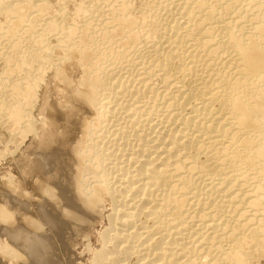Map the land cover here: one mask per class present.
<instances>
[{
    "label": "bare ground",
    "instance_id": "1",
    "mask_svg": "<svg viewBox=\"0 0 264 264\" xmlns=\"http://www.w3.org/2000/svg\"><path fill=\"white\" fill-rule=\"evenodd\" d=\"M24 1L22 10L8 3L15 19L0 28L9 41L3 122L20 140L35 135L32 113L51 71L59 121L69 98L80 112L73 133L58 135L60 163L68 136L61 186H36L47 200L40 221L21 215L28 208L14 197L0 207L34 231L7 228L21 250L6 242L2 255L63 264L69 240H88L105 222L106 203L109 227L91 264H252L264 255V0H140L136 11L135 0H100L77 5L72 20L61 8L41 27L51 6ZM50 34L56 44L46 50Z\"/></svg>",
    "mask_w": 264,
    "mask_h": 264
},
{
    "label": "rangeland",
    "instance_id": "2",
    "mask_svg": "<svg viewBox=\"0 0 264 264\" xmlns=\"http://www.w3.org/2000/svg\"><path fill=\"white\" fill-rule=\"evenodd\" d=\"M10 1H8V0H1L0 1V28H2L4 30H5V28L7 29L9 26V23L15 19L14 17H11L12 15H11V13H9L8 3H10ZM20 1L21 0H17L16 3L18 4L19 8L22 10V7L24 5H26L27 2L24 0H22L21 2ZM37 1H38L37 3L48 4V7L51 6L50 10L43 9V11H42V16L40 17L39 22H38L39 27H41L45 23L44 18L46 15L54 16L58 13L62 14L61 8H64V10L66 11V12L65 11L63 12L64 16H66V19L72 20L74 18L73 16H74L75 8L77 7V5H79L81 3L86 4L88 2H90L91 4H94L96 2H99L100 0H64V1L63 0H37ZM140 4H141L140 0H135L134 11L139 9ZM21 10H19L18 12H20ZM9 14L11 16H9ZM12 14H14V13H12ZM61 16H63V15H61ZM70 22H72V21H70ZM84 22H85V20L83 19V21L80 23V26H82L84 24ZM54 37H56V36L50 34V35L45 36L43 38L44 39V47L46 50H50L56 44ZM8 42H9L8 38L5 35L1 36V34H0V82H3L5 80V77H6L5 72L7 70L8 63H7V57L5 54H7V52L9 51L8 50L9 49L8 48ZM52 61L53 62L57 61L56 55L52 56ZM66 68L68 69V66H66ZM53 74H54V71H51L48 74L47 85L46 86L44 85L40 89L38 99H37V101H38L37 106H36V108H34L33 113H32L34 119L37 122L36 123L37 129H36L35 135L34 134L30 135L27 138V140L25 138L20 140L21 139L20 136H14L15 134L13 132V129H11V125L8 123H4L5 121L3 122V120H2V117H4V116L0 115V121L3 122L0 124V207L1 208L7 207L6 209H8V206H9L8 198L14 197L15 200H17L16 201L17 204L23 203L28 208L24 211V213H26V214H23V212H22L21 215H23V216L25 215L24 217H26V218L30 217L32 220L34 218V221L36 219H38L37 216L39 217V208H40L39 206L42 204H45L44 202H47L46 198L42 197L40 190L37 188L39 185L38 183H40L41 185L45 184L44 186L49 184L48 188L51 187L50 189L53 190L55 188H59L62 184V181H63V172H64L63 169L65 170V168H66L64 151L66 152V149L68 148V144L65 143L66 140H64V138H67L68 136L66 135V137H64L62 142H61L62 143L61 147L63 150V156H62L61 163H60L59 157H57L58 152H60L57 150V149H59V144L57 143V140L59 139L58 135L62 136L66 132H68L69 135L71 133H73L74 128L76 127V124L79 120L78 114L80 112V108H79L78 104L76 103L78 108L75 109L76 104L72 103L75 101L70 99V98H69V101L71 103V108L68 107L67 110L64 109L63 115L61 114L64 121H61V122L59 121L60 119H58L56 112L54 111V109H52V108H54V106L50 108V106H51L50 104H52V102H53V100H52L54 98L53 96H55L54 94H57V91H58L57 83L55 81H53V78H54ZM74 74H75V72L72 75H74ZM77 74L79 75V73H77ZM1 85H3V84L0 83V86ZM3 88H4V86H3ZM56 97L57 96H55V98ZM63 100L68 101V97H64ZM53 104H54V102H53ZM46 116L48 117V119ZM43 118L47 119L46 126H45L46 131H47V135H46V138H44V139H46V144H42L43 145V147H42L41 141H42L43 135L41 134L42 133L41 127L43 126V123H42ZM58 122H60V123H58ZM37 132H39V133H37ZM23 140H25V141H23ZM63 142H64V144H63ZM55 148H57V149H55ZM48 157H50L53 162L55 161L54 164L51 166L53 168L49 167L50 170L46 168V165H45L44 160H43V159L48 158ZM13 185L15 186V190H11ZM18 189L20 192L18 191ZM36 189H38V191ZM23 190H24V192H23ZM10 191H12V192H10ZM17 191H18V193H17ZM22 193H25L26 195L29 194L30 196L29 195L28 196L30 199L29 198L23 199L21 197ZM38 194H41V195L39 196ZM38 197H41V198H38ZM34 198H36V200L40 199L41 201H38V200L36 201ZM27 200L28 201L30 200V201L28 202ZM31 200L33 201V203ZM33 204H35V205H33ZM31 205H33V206H31ZM108 207H110L109 203H106V205L104 207L105 213H104V220H103L105 222L103 224H102V222L98 223L95 227H93V229L95 231L92 229L91 233H93V235L91 233H89L90 236L87 237V239L89 241L86 240V238L84 236H81L80 234L77 235V233H75V235H77V237H79V239L75 238L76 236H73L75 238V242L72 241V239L74 240L73 237L71 240H69V243H72V244H70V246L74 250H73V252H72V250H70L69 253L67 252L65 254V258H67L69 260L68 261L64 258L66 260V264H71V263H73V261L75 263L74 259H77V257L84 259V261L86 260L84 263H86V264L90 263L91 264V261H92L91 257H93V253H94L93 251L98 249L97 247L100 248L99 243H101L100 242L101 235L103 234V232H105V229H107L109 227V223L106 220H107V217L112 213V211L110 209L111 207L109 209H108ZM6 209H4V213H5ZM33 210L36 212V214H34L35 212ZM54 210H56V209L54 208ZM53 212H54L53 210H49V214L52 215ZM106 213L108 214V216ZM3 218H5V215L0 216V245L2 244L0 247H1V249L3 247H5V243L7 242L6 243V245L8 246L7 248H9V247L12 248L13 246H15L13 249H15L19 254L20 253L19 250H21V248H20V245H18V244H20V241H16L17 243L13 242V240L8 236L7 228H9L11 232L12 231L14 232L17 229V227H20V228L24 227V222H23L21 216L18 218L19 221H18V219H16V220L13 219V221L10 219L8 222L6 218L5 219H3ZM3 220L4 221L6 220L8 223L6 224ZM38 221H40V220L38 219ZM9 223L11 226L9 225ZM24 229L26 230L27 228L24 227ZM27 230H29V229H27ZM51 230H53V229H51L50 225L45 224L44 231H46V234H49ZM27 232H28V235H32L34 231L29 230ZM54 232L56 233L55 229L53 231H51L50 234H54ZM98 237H100V238H98ZM30 238H31L30 236H27V235L25 236V241H26L27 245H29ZM76 240H78L79 242ZM81 241L85 242L86 244L82 243ZM8 243H9V245H8ZM76 243H77V246H76ZM3 244H4V246H3ZM21 244H23V243H21ZM89 244L91 246V249H94V250H90V248L88 247ZM60 245H61L60 247L63 246V244H60ZM64 247L65 246H63L62 249H65ZM71 247H70V249H71ZM73 247H75V248H73ZM4 249H6V247L3 248V250H1V252H2V253L0 252L1 255L4 254ZM71 253H72V255H70ZM1 255H0V264H9V263L12 264L11 262L8 261L9 259L6 256V254H5L6 257H4V255H2V256ZM69 258H71V259H69ZM88 258H89V260H88ZM255 258H256V260H255ZM255 258L252 260L255 262V264H264V255L255 256ZM5 259L7 261H5ZM20 259L21 258H17V260L15 259V262H13V263L14 264H23L20 262L21 261ZM65 260H64V262H65ZM64 262H63V264H65ZM254 262H252V264H254Z\"/></svg>",
    "mask_w": 264,
    "mask_h": 264
}]
</instances>
